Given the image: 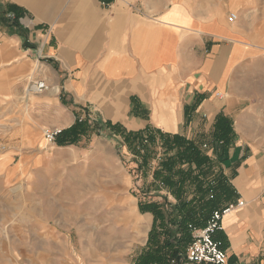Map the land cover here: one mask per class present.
I'll return each mask as SVG.
<instances>
[{"label": "crops", "instance_id": "1", "mask_svg": "<svg viewBox=\"0 0 264 264\" xmlns=\"http://www.w3.org/2000/svg\"><path fill=\"white\" fill-rule=\"evenodd\" d=\"M252 8V0H0L4 97L25 104L34 126L24 139L40 147L43 129L66 130L79 119L209 144L202 150L209 159L203 168L230 192L217 198L218 208L244 202L222 218L214 239L226 264H264V152L251 141L261 134L252 127V108L236 119L231 111L252 97L262 75L250 66L258 57L251 44ZM258 11V32L264 33V0ZM30 80L45 82L47 89L22 100ZM220 119L228 121L221 130ZM93 135L84 142L106 152ZM218 136L223 144L214 141ZM69 152L77 153L75 145ZM184 188L188 200L196 198L194 185L187 181ZM156 189L167 191L161 183ZM167 195L163 202H176ZM214 199L209 192L206 200ZM149 202L163 203L137 201L126 213L135 220L142 213L147 221L136 231L146 235L140 250L124 264H134L146 250L153 215L140 206Z\"/></svg>", "mask_w": 264, "mask_h": 264}, {"label": "rangeland", "instance_id": "2", "mask_svg": "<svg viewBox=\"0 0 264 264\" xmlns=\"http://www.w3.org/2000/svg\"><path fill=\"white\" fill-rule=\"evenodd\" d=\"M260 2L252 0L255 28L251 44L257 47L258 57L250 66L262 75L254 81L257 85L252 97L247 96L231 111L236 119L252 108V127L261 136L251 141L264 152V100L259 102L260 94L264 99V33L258 32L263 28L258 25L262 21ZM27 84L22 100L37 95L26 92ZM5 94L0 79V264L130 261L146 237L142 229L138 235L136 231L147 218L139 213L135 220L126 213L137 201L163 202L162 198L168 196L166 190L156 189L159 182H154L153 173L161 159L175 152L166 153L157 140L149 147V166L142 168L141 156L135 154L138 145L129 146L108 130L98 136L106 152L96 150L91 140L84 142L82 138L75 144L77 153L71 154L70 144L57 139L46 143L43 133L47 128L42 131L43 147L34 145L35 140L24 139L25 131L34 126L28 109L22 102L20 106L18 101L5 98ZM235 94L242 95L238 91ZM88 123L93 126L95 121ZM201 123L206 125L205 117ZM203 144H199L201 149ZM210 176L208 181L213 179Z\"/></svg>", "mask_w": 264, "mask_h": 264}, {"label": "trees", "instance_id": "3", "mask_svg": "<svg viewBox=\"0 0 264 264\" xmlns=\"http://www.w3.org/2000/svg\"><path fill=\"white\" fill-rule=\"evenodd\" d=\"M217 125L221 130L228 125V121L220 119ZM103 130L120 136L129 146L138 145L135 154L141 156L142 168L149 166L151 158L149 147L157 140L161 142L166 153L175 152L172 156L160 160L154 170L153 178L155 183L159 182L166 187L176 202L171 203L165 199L163 203L141 204L142 212L153 215V224L148 235L146 250L134 264H185L186 250L192 242L190 226L204 227L212 212L218 208L217 198H226L230 195L229 190L222 185L223 180L220 177H213L212 181H208V172L203 167L208 165L209 159L198 145L183 137L165 134L159 130L148 128L139 132H127L116 124L96 121L91 126L85 120L76 121L70 128L62 130L56 139L60 143L75 145L82 138H89L92 134L100 136ZM144 137L147 138V144H143ZM214 141L223 144L225 139L218 136ZM178 165H186L188 170L186 172L182 169L177 170ZM193 166L198 174H194ZM187 181L190 185H194L196 198L187 199L184 188ZM211 191L215 192L216 199L206 200Z\"/></svg>", "mask_w": 264, "mask_h": 264}, {"label": "built area", "instance_id": "4", "mask_svg": "<svg viewBox=\"0 0 264 264\" xmlns=\"http://www.w3.org/2000/svg\"><path fill=\"white\" fill-rule=\"evenodd\" d=\"M236 20V15L231 14L229 22ZM47 89L43 81L30 80L26 86L27 93L41 94ZM95 121V120H94ZM61 133V129L47 128L43 136L46 143H53L56 137ZM143 144H147V138L144 137ZM203 150H208L207 144L202 145ZM143 153V151H140ZM244 202L237 204H227L224 207L215 209L206 225L202 228L190 226L192 232V242L189 244L185 254V264H226L227 256L219 243L214 239L217 232L222 231V218L232 212L235 208L241 207Z\"/></svg>", "mask_w": 264, "mask_h": 264}]
</instances>
